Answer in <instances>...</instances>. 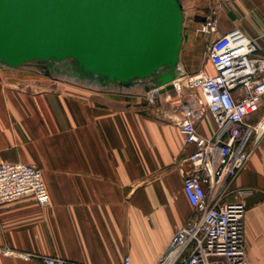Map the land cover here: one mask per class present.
<instances>
[{
    "label": "crops",
    "instance_id": "obj_1",
    "mask_svg": "<svg viewBox=\"0 0 264 264\" xmlns=\"http://www.w3.org/2000/svg\"><path fill=\"white\" fill-rule=\"evenodd\" d=\"M213 10L216 35L234 28L251 38L264 32V0H213L199 16ZM197 51L194 42L182 46L181 69L211 74L205 51ZM17 69L0 65V165L37 167L49 200L0 206V249L82 264H121L125 256L131 264H156L192 214L183 178L193 169L187 160L193 146L184 144L174 121L181 113L173 110L190 99L187 93L177 100L166 91L150 106L141 99L143 88L80 86L43 71L51 84L35 89L10 72ZM213 130L206 114L196 131L210 138ZM237 189L251 192L225 201L245 204L248 263L264 264V137L231 184ZM0 264L38 263L0 254Z\"/></svg>",
    "mask_w": 264,
    "mask_h": 264
},
{
    "label": "built area",
    "instance_id": "obj_2",
    "mask_svg": "<svg viewBox=\"0 0 264 264\" xmlns=\"http://www.w3.org/2000/svg\"><path fill=\"white\" fill-rule=\"evenodd\" d=\"M214 15L213 10L196 29L208 40L205 60L212 73L201 69L172 81L177 100H182V93L190 98L173 110L181 113L174 121L184 144L193 146L187 158L193 169L183 178V193L192 214L156 264H249L244 239L246 206L241 200L225 198H242L251 192L231 190V184L251 157L255 143L264 137V113L257 118L264 111V32L251 38L234 28L216 35ZM160 95L151 88L143 91L141 99L156 106ZM206 114L214 126L210 138L196 131ZM21 198H33L40 206L48 204L41 171L19 162L1 164L0 206ZM0 254L38 264H82L7 248L0 249ZM121 264H131L130 257L125 256Z\"/></svg>",
    "mask_w": 264,
    "mask_h": 264
},
{
    "label": "water",
    "instance_id": "obj_3",
    "mask_svg": "<svg viewBox=\"0 0 264 264\" xmlns=\"http://www.w3.org/2000/svg\"><path fill=\"white\" fill-rule=\"evenodd\" d=\"M183 23L180 0H0V65L163 94L182 74Z\"/></svg>",
    "mask_w": 264,
    "mask_h": 264
},
{
    "label": "rangeland",
    "instance_id": "obj_4",
    "mask_svg": "<svg viewBox=\"0 0 264 264\" xmlns=\"http://www.w3.org/2000/svg\"><path fill=\"white\" fill-rule=\"evenodd\" d=\"M212 2L213 0H180V3L182 5V10L184 12L183 26L190 25L188 24L187 21L191 19L192 15H199L202 12L207 14V11L209 10V8L212 7ZM196 29L194 32H191L190 34L187 33L188 39L185 42H183V45L191 41V42L196 43L197 50H198L197 52H199L202 49L205 51L207 44H208V40L202 37L201 35L197 34ZM205 63L207 64L206 60H205ZM180 64H181V60H180ZM189 65H191V63L188 64V67ZM186 68H184L185 69L184 71L183 69H181L182 74L186 75V74L191 73ZM10 72H15V74L18 77V80L21 82V84H23V86L32 87L36 89V88L45 87L51 84V81H49V78L44 77L43 71L39 70L33 63L21 66L17 70H12ZM60 79L62 81H68V82H71L73 84H77L80 86H86L85 83H80L77 81L72 82L71 80L65 77H61ZM115 87H118V86H115ZM135 87L136 88L133 89L132 93H136V92L140 93L139 92L140 88L141 89L143 88V86L139 84H137Z\"/></svg>",
    "mask_w": 264,
    "mask_h": 264
},
{
    "label": "flooded vegetation",
    "instance_id": "obj_5",
    "mask_svg": "<svg viewBox=\"0 0 264 264\" xmlns=\"http://www.w3.org/2000/svg\"><path fill=\"white\" fill-rule=\"evenodd\" d=\"M194 16H196V19H194ZM194 16L190 20L187 21L188 24H190V25L184 26V33L185 34H187V33L190 34L191 32H193L194 29H193L192 26L197 24V23H199L200 19L203 18V17H201L199 15H194ZM36 63L39 64V62H36ZM151 81H152V79H151Z\"/></svg>",
    "mask_w": 264,
    "mask_h": 264
},
{
    "label": "bare ground",
    "instance_id": "obj_6",
    "mask_svg": "<svg viewBox=\"0 0 264 264\" xmlns=\"http://www.w3.org/2000/svg\"><path fill=\"white\" fill-rule=\"evenodd\" d=\"M30 63H33V64L37 65L39 68H42L43 71H44L45 73H48V72L43 68L44 65H43L42 63L37 64L36 61H31V62L25 63V64H23V65H21V66H24V65H27V64H30ZM179 65H180V64H179ZM21 66H18V67H16V68H12V69H17V68H19V67H21ZM70 71H71V72H74L73 67H71ZM159 98H161V97H159ZM159 100H160V99H159Z\"/></svg>",
    "mask_w": 264,
    "mask_h": 264
}]
</instances>
